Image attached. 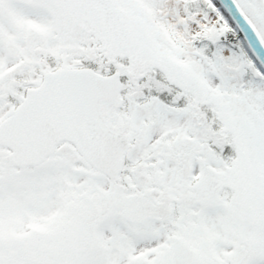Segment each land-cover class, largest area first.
I'll return each instance as SVG.
<instances>
[{"label":"snow or ice","instance_id":"6c2138e0","mask_svg":"<svg viewBox=\"0 0 264 264\" xmlns=\"http://www.w3.org/2000/svg\"><path fill=\"white\" fill-rule=\"evenodd\" d=\"M0 264H264V0H0Z\"/></svg>","mask_w":264,"mask_h":264}]
</instances>
